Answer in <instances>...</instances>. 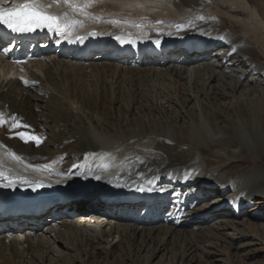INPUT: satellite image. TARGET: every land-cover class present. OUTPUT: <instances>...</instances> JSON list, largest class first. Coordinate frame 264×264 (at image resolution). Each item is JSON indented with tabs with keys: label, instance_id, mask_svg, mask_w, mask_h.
Wrapping results in <instances>:
<instances>
[{
	"label": "bare ground",
	"instance_id": "bare-ground-1",
	"mask_svg": "<svg viewBox=\"0 0 264 264\" xmlns=\"http://www.w3.org/2000/svg\"><path fill=\"white\" fill-rule=\"evenodd\" d=\"M36 2L72 26L33 42L40 60L0 53V170L16 180L0 187V264H198L205 248L218 254L200 264H236L221 241L264 250V164L239 172L243 150L264 161V0ZM89 60L111 77L99 99L52 81ZM14 113L27 127L12 128ZM109 190L128 197L108 202Z\"/></svg>",
	"mask_w": 264,
	"mask_h": 264
},
{
	"label": "rangeland",
	"instance_id": "rangeland-1",
	"mask_svg": "<svg viewBox=\"0 0 264 264\" xmlns=\"http://www.w3.org/2000/svg\"><path fill=\"white\" fill-rule=\"evenodd\" d=\"M108 0H101L102 4H104V2H107ZM172 1V0H171ZM105 5V4H104ZM111 5V3H110ZM261 18H263V22H264V10L261 11ZM56 52L55 49L52 50V53L53 52ZM94 54L95 53H92L91 57H94ZM204 61L208 62L210 60V56L208 55H204L202 56ZM89 63V67L88 68H85L83 70L81 69H78V68H70V69H64L63 68H60V67H55V69H52L51 72V79L52 81L56 82L57 86L59 87H63V88H68L69 90V87H70V91L72 92V95L75 97V96H79V95H82V94H88L87 93V90L91 89L92 90V95L95 93L96 94V97L99 99L100 96H101V92H102V89L105 90V88H107L106 90L109 89L110 87V84H111V77L109 75V70L106 69L105 67L102 68V66H96L94 65L96 62H93V61H88ZM166 66V65H165ZM165 66H162V68H158V69H163L165 68ZM92 67V68H91ZM95 67V68H94ZM59 68V69H58ZM95 69V70H94ZM105 69V70H104ZM54 70V71H53ZM62 70V71H61ZM69 70V71H68ZM76 70V71H75ZM98 70V71H97ZM57 72V73H56ZM61 72V73H59ZM95 72V73H94ZM54 73V74H53ZM63 73V74H62ZM78 73V74H76ZM84 73V76L83 74ZM92 73V74H91ZM104 73V74H103ZM108 73V74H107ZM65 74V75H64ZM102 74V75H101ZM106 74V75H105ZM78 78H80L78 80ZM87 78H86V77ZM98 76V77H97ZM106 76V77H105ZM109 76V77H108ZM83 77V78H82ZM77 78V79H76ZM89 79V80H88ZM100 80V81H99ZM61 81L63 84H61ZM79 81V83H78ZM86 81V82H85ZM66 82V84H65ZM103 84H102V83ZM110 82V84H109ZM83 83V84H81ZM96 84V85H95ZM108 84V85H107ZM66 85V86H65ZM85 85V86H84ZM87 85V86H86ZM89 85V86H88ZM81 86V87H80ZM98 86H101V87H98ZM75 88V89H74ZM113 87H111L112 89ZM90 90V91H91ZM101 90V91H100ZM99 94V96H98ZM261 105L260 103H255V104H252L251 107L252 108H256L257 106L256 105ZM258 105V106H259ZM262 107H264V100H263V104H262ZM248 120L251 121L252 120V116L249 114L248 115ZM218 153L216 154V159H217V156H219V154H223V152L221 150L217 151ZM241 158L240 159V164H241V168L239 170L240 173L244 172V171H247L249 169L252 168V166H261L262 164H264V161L263 159L261 158H258V157H255V156H252L248 151L246 150H243V154L240 156ZM215 158L212 157L210 158V160H214ZM256 163V164H255ZM198 178H202L201 177V174H199V177H195V179L198 181ZM204 179V178H203ZM228 194V192L226 191H223L222 192V200H228L226 195ZM213 196V195H212ZM212 196H208L207 198H205L203 201H206L207 199H209L210 197ZM246 214V213H245ZM260 213H258L259 215ZM257 216V215H256ZM246 216H244V214H236V218L238 220L244 218ZM256 222L259 223V221H261L262 223L264 222V218H262L261 216L259 217V220L255 219ZM209 240H212L209 239ZM207 240V241H209ZM230 243H233V242H229V241H221V244L224 245L226 247V252H222L220 255L221 256V259H225V255L228 256L229 255V259L232 257L234 258H237V259H234L233 260H237L236 261V264H264V250H260L261 247H263L262 245H257L255 247H252L254 249H258L257 251V254L255 255H251L250 252H253L251 251L250 249L248 250H245V251H241V252H238L236 253L234 250H233V246L231 248V245ZM238 242H235V244L237 245ZM180 245V244H179ZM234 245V244H233ZM229 246V247H228ZM179 247V246H178ZM206 250L208 251H203V250H200V253L199 255L196 257V262H198V264L200 263H204L205 260L207 259H211V257L213 256L214 257V253H217L218 251H215V250H211L209 248H205ZM206 253V254H205ZM236 253V254H235ZM245 253V254H244ZM248 253V254H247ZM201 254V255H200ZM218 254V253H217ZM224 255V256H223ZM249 255V256H248ZM244 256V257H243ZM251 256V257H250ZM231 260V259H230ZM187 261V259H186ZM232 261V260H231Z\"/></svg>",
	"mask_w": 264,
	"mask_h": 264
},
{
	"label": "snow or ice",
	"instance_id": "snow-or-ice-1",
	"mask_svg": "<svg viewBox=\"0 0 264 264\" xmlns=\"http://www.w3.org/2000/svg\"><path fill=\"white\" fill-rule=\"evenodd\" d=\"M69 2V0H66ZM88 5H84L87 7ZM69 7H75L69 2ZM202 19V17H201ZM0 24L5 25L11 32H28L35 31L39 28H45L50 31H65L71 28L72 24L63 21L60 17L51 16L42 12L37 6L36 0H26L25 3L19 5L17 8H9L0 10ZM8 50L5 49V53ZM27 85L28 82L24 81ZM12 128L27 127L22 125L17 117H13ZM6 123L5 114L0 113V125ZM18 137L25 143L33 141L37 145L41 142L40 138L35 135H29L25 132H18ZM8 155L17 161L21 157L9 152ZM49 165H44V169H48ZM99 179V177H97ZM21 183H28V181L21 180ZM16 184V180L7 175L3 170H0V187H13ZM42 186V185H41ZM35 190V188H33Z\"/></svg>",
	"mask_w": 264,
	"mask_h": 264
}]
</instances>
